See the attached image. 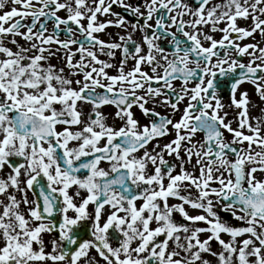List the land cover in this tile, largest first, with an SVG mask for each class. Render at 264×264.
Returning a JSON list of instances; mask_svg holds the SVG:
<instances>
[{"label": "snow or ice", "instance_id": "obj_1", "mask_svg": "<svg viewBox=\"0 0 264 264\" xmlns=\"http://www.w3.org/2000/svg\"><path fill=\"white\" fill-rule=\"evenodd\" d=\"M101 262L264 264V0H0V264Z\"/></svg>", "mask_w": 264, "mask_h": 264}, {"label": "flooded vegetation", "instance_id": "obj_2", "mask_svg": "<svg viewBox=\"0 0 264 264\" xmlns=\"http://www.w3.org/2000/svg\"><path fill=\"white\" fill-rule=\"evenodd\" d=\"M127 2H131V3H138L139 2V0H127ZM113 10L114 11H117V12H120L122 15H126V16H128V19L129 20H133L134 19V17H132V16H130V15H128L127 13H125L124 12V10L122 9V8H120L119 6H117V5H114L113 6ZM239 23H240V25L241 26H247V24H246V22L245 21H239ZM107 32H110V33H113V34H115V33H117V32H121L122 33V30L121 29H118V28H114V27H110L109 29H107L106 30ZM123 34V33H122ZM216 35V38H219L220 37V33H216L215 34ZM139 37V33H137L136 34V37L135 38H138ZM102 38H104V39H108L109 37L107 36V35H105V34H102ZM247 42V40H245V41H243L242 43H246ZM102 59H106V57H101ZM117 59H119V52L117 53ZM247 58L245 57V60H246ZM53 63H56V61L55 60H53L52 61ZM131 61H130V63H129V66H131ZM244 86H245V84L244 85H242V90H244ZM228 102V100H227V96L225 97V103H227ZM86 111H87V108L85 109ZM158 111H160L161 113H165V112H167V111H169L168 109H165V108H158L157 109ZM111 111H113V109H111V108H106L105 109V112L107 113V112H111ZM177 118H178V116H177ZM109 122H111V120L109 121ZM229 134H227L226 133V136H228ZM164 142H166L165 140H161V143H164Z\"/></svg>", "mask_w": 264, "mask_h": 264}, {"label": "rangeland", "instance_id": "obj_3", "mask_svg": "<svg viewBox=\"0 0 264 264\" xmlns=\"http://www.w3.org/2000/svg\"><path fill=\"white\" fill-rule=\"evenodd\" d=\"M247 23H250V22H246V24H247ZM257 39H259L258 36H257ZM248 42H252V41H251V38H249V39L247 40L246 43H248ZM244 90H246V91L249 92V94H250V96L252 97L254 103H259L258 97L255 96L254 89H253L252 85H250V84H245V86H244ZM251 114H252V115H258V114H259V109H258V108H252V109H251ZM232 115H235V113L232 112ZM230 118H231V117H230ZM233 127H235V124H233ZM198 138H199V137H198ZM168 159L171 160L172 158H168ZM189 167H190V166H189ZM29 196H30V198H31V194H29ZM217 210H219V209H217ZM189 211H190L191 214H197L196 210H191V209H189ZM220 215H221V218H222L223 220H226V221H228V222L231 223V224H236V225L239 224V222H237V221H235V220H232V218L230 217V214L227 213V212H220ZM201 238H202V239L205 238V234H202ZM222 238L225 239L226 241L230 239V237H229L227 234H222ZM213 249H214V250L217 249V245H216L215 243H213ZM101 264H102V262H101Z\"/></svg>", "mask_w": 264, "mask_h": 264}]
</instances>
